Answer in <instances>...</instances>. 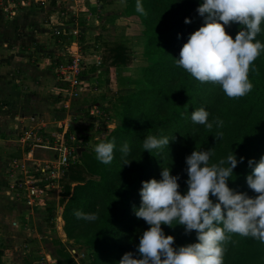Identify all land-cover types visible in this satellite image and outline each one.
Returning a JSON list of instances; mask_svg holds the SVG:
<instances>
[{
	"label": "trees",
	"instance_id": "1",
	"mask_svg": "<svg viewBox=\"0 0 264 264\" xmlns=\"http://www.w3.org/2000/svg\"><path fill=\"white\" fill-rule=\"evenodd\" d=\"M135 3L136 0H126L124 10L127 14L139 16L144 26L146 45L142 55L146 59L145 76L138 88L133 89L124 100L123 123L98 141L115 140L114 159L110 164H103L92 151L85 154L83 162H71L61 176L60 203L70 196L63 213L66 236L89 240L91 244L88 245L94 247L91 248L94 250L91 264H119L125 252L135 253L140 234L149 227L142 218L135 216L133 210L134 206L140 204L141 181L152 177L159 179L162 167H171L172 174L179 175L178 190L183 194L187 190L185 157L194 148H210L213 153L210 163L221 158L223 151L229 154L233 150L238 159L241 156L244 159L234 169L236 176L233 174L234 179L228 181L229 186L255 196L257 193L247 186L245 180L251 171L248 160H259L264 154V50L249 67L251 90L244 96L228 97L229 102L239 105L233 106L238 111L232 110L230 117H227L229 120L218 131L231 133L234 137L226 148H222L219 136L203 134L205 126L193 124L190 115L194 109L205 107L209 112V121L214 123L217 117L225 113L226 94L219 84L202 83L175 63L189 34L204 22L197 13L200 0H142L146 15L135 11ZM90 10L97 12L95 7ZM185 17L190 22L185 23ZM239 27L238 23H233L226 26V31L234 38ZM80 39L83 40L81 32ZM256 39L264 43V25ZM127 48L121 42L111 44L106 48L108 54L104 60L107 59L110 67L127 65L131 61V52ZM54 61L59 62V58ZM147 125H150L149 132ZM214 131L212 135L216 134ZM149 134H169L168 146L159 151L152 150L151 154L143 150V138ZM66 141L71 146L68 138ZM125 142L131 149L127 158L133 160L122 165L118 150L119 145ZM73 144L76 148L84 147L85 141ZM93 172L98 173V180L88 178ZM74 210L97 212L98 219L91 222L77 219ZM162 227L165 234L179 235L180 245L196 240L195 230L186 234L182 225L170 227L162 224ZM230 235L231 239L223 242V264H264V243L250 236ZM54 243L57 244L54 251L58 264L70 262L69 253L63 245L57 241Z\"/></svg>",
	"mask_w": 264,
	"mask_h": 264
},
{
	"label": "clouds",
	"instance_id": "2",
	"mask_svg": "<svg viewBox=\"0 0 264 264\" xmlns=\"http://www.w3.org/2000/svg\"><path fill=\"white\" fill-rule=\"evenodd\" d=\"M135 11L147 14L142 0H136ZM197 13L204 22L189 34L175 63L202 83L219 84L228 97L244 96L252 88L249 67L264 50V43L256 39L264 25V0H200ZM233 23L240 26L234 38L226 31ZM208 117L205 107L190 115L193 124L211 129ZM215 123L219 128L223 122L217 119ZM169 140L167 135L149 134L143 138L142 148L151 154L168 146ZM115 149L114 139L93 147L96 159L106 165L113 161ZM119 151L122 165L133 160L127 158L131 151L127 142ZM212 155L210 148H194L185 157L187 190L183 194L178 190L179 175L172 174L171 167H162L159 179L141 181L140 204L133 210L149 227L140 234L135 253L125 252L119 264H223V242L231 239L230 234L264 243V154L259 160H248L251 171L245 180L255 196L228 183L244 157L238 159L232 150L210 163ZM73 214L85 221L98 219L97 212L74 210ZM162 224L182 225L186 234L195 230L196 240L177 246Z\"/></svg>",
	"mask_w": 264,
	"mask_h": 264
},
{
	"label": "rangeland",
	"instance_id": "3",
	"mask_svg": "<svg viewBox=\"0 0 264 264\" xmlns=\"http://www.w3.org/2000/svg\"><path fill=\"white\" fill-rule=\"evenodd\" d=\"M38 1L40 0H0V12L6 11L4 7L9 2H14L17 4L16 7L20 6L22 8L28 4L36 5ZM58 1L60 9H64V14L61 15L65 17L63 20L71 19L72 15H76L75 22L79 26V31L74 38L68 40L69 38L66 39L65 37L63 40L67 42L65 41L64 44L59 43L62 52L58 45L54 48L57 51V56L54 55V57L59 56L60 62L74 60L75 56L73 55L72 58L67 48L70 45L78 44L79 59L77 66L82 67V69L78 79H76L78 83L71 86L64 82L58 68H56L55 75L57 79L65 84L67 89L61 99L64 102L67 101L68 105H59V113L53 118L56 123L54 122L55 124L53 123L51 127L45 128L48 132H43L40 136L38 129H27V134L23 138H17V133H14L10 136L13 143L4 141V143H0L1 152H13L11 155L17 159V164L13 163L17 167H14L13 171L6 172L10 175V178L8 177L9 181H14L15 178L32 181L33 183H28L34 185L37 193L34 198L35 202L31 204L27 202L26 190L16 191L10 187L8 189L10 193H7L6 196L0 192V248L3 247L0 249L2 252L1 264H40L38 261L42 256L51 261H56L57 253L55 251L50 252L51 249L54 250L57 246L54 241L63 245V248L69 253L71 261H67L66 264H91L94 256V250L91 248L94 247L88 245L91 244L89 240L81 241V239H70L66 236L63 213L64 205L70 196L65 197L63 203H60L63 181L61 176L71 164V160L83 162L85 154L91 153L94 145L100 139L106 138L111 131L123 123L121 115L124 112V100L131 95L133 89L138 88L145 76L144 64L146 59L142 55L146 45L144 26L139 16L125 12L126 0ZM93 7L97 11L96 14L91 13L90 9ZM8 9L11 10L12 8ZM4 15L8 16L10 14L5 12ZM16 17H18V14ZM40 18H44V16L41 15ZM26 19L24 15L21 16V22H27ZM53 30L54 27L51 26L50 31ZM79 32H82L83 40L80 39ZM5 34L10 36L7 31ZM97 37L100 39L97 40ZM117 42H121L128 47L127 50L131 52V61L124 66L110 67L107 59L104 60L108 54L106 48ZM75 90L77 94L73 95L72 92ZM225 98L227 103L223 108V112L226 115L223 113L222 117L220 115L213 121L214 128H203V134H210V137L219 136L222 148H226L234 137L228 132L220 137L218 131L229 120L227 117H230L232 110L238 111L234 108L238 103L229 102L227 95ZM14 113L16 114L10 116V121L16 124V120L21 115L18 113H22V111ZM23 116L21 115V118ZM217 119L223 122L219 128L215 123ZM4 120L9 119L7 117L3 118ZM24 120L26 123H32L33 121L31 115H27ZM90 123H92L91 127L89 126ZM147 126L149 132L150 125ZM213 129L216 134L212 135ZM9 130L11 131V128ZM14 131L16 132L17 128ZM31 133L36 135V139L39 136V141L34 140ZM66 138L72 144L76 141H85V146L78 152V147L76 148L74 144L69 147L66 145ZM28 142L30 148L26 145ZM63 147L67 148V155L70 156V160L66 164L60 165L59 176L53 177L48 174L45 168L47 164L58 160ZM227 155L223 151L221 157ZM1 161V167L5 166L8 170L9 166L11 168L7 160V162L3 159ZM88 178L98 180L99 175L97 172H93L88 175ZM72 185L74 184L72 183ZM51 214L52 217L49 218ZM5 235L7 238H4ZM178 238L179 235H174L175 245H180V239ZM114 242H117V240ZM120 255L119 252L118 256ZM55 264H58V260Z\"/></svg>",
	"mask_w": 264,
	"mask_h": 264
},
{
	"label": "crops",
	"instance_id": "4",
	"mask_svg": "<svg viewBox=\"0 0 264 264\" xmlns=\"http://www.w3.org/2000/svg\"><path fill=\"white\" fill-rule=\"evenodd\" d=\"M16 5L9 2L4 7L5 12L10 14L8 16L4 15V11L0 12V143H13L10 136L14 133H17V138H23L27 129L36 128L41 136V133L48 132L45 128L51 127L55 122L53 118L59 113V105H68L67 101L61 99L63 93L67 92L65 84L59 82L55 75L61 59L55 63L54 60L59 56L54 57L57 56L54 48L58 45L62 52L59 43L64 44L65 37L70 40L75 37L74 31H79L75 22L76 15L63 20L65 17L61 15L64 14V9H60L58 0H40L36 5L28 4L22 8ZM23 15L27 22H21ZM41 15L44 18H40ZM51 26L54 27L53 31H50ZM6 31L10 36L5 34ZM66 34L69 36H64ZM21 111L18 114L24 116L21 118L20 115L16 124L11 122L10 116ZM27 115L32 116V123L25 122ZM7 117L9 120L3 121ZM26 145L29 147L30 143ZM12 153L0 151V192L5 196L10 193L8 189L12 181L8 179L10 175L6 174L9 170L5 166L1 167V159L9 162L14 158ZM47 261L48 258L42 256L38 262L46 264Z\"/></svg>",
	"mask_w": 264,
	"mask_h": 264
},
{
	"label": "built area",
	"instance_id": "5",
	"mask_svg": "<svg viewBox=\"0 0 264 264\" xmlns=\"http://www.w3.org/2000/svg\"><path fill=\"white\" fill-rule=\"evenodd\" d=\"M78 31H74V35H76ZM68 53L72 56H75L74 60H65L63 62H59L57 68L59 73L61 74V76L64 79L65 83L70 84L71 86H74L76 83H78V80L76 81V79H78L79 74L81 73V69L82 67L77 66V61L79 59L78 57V52H79V45L78 44H73L70 45L69 48H67ZM73 71V72H72ZM72 72V73H71ZM73 95L77 94V91H73L72 92ZM27 134V133H26ZM33 135V139H36V135L34 133H31ZM30 137V135H28ZM28 139V138H25ZM40 137L38 136L36 141H39ZM67 145V143H66ZM69 147V145H67ZM68 154V150L66 147H63L62 151H60L59 156H58V160L57 161H53L50 164L46 165V170L48 171L49 175H52L53 177H58L59 176V166L66 164L68 160H70V156L67 155ZM17 159L13 158L12 160L9 161V164L11 165V168L9 166V171H13L14 167H17L14 164H17ZM71 162H73V160H71ZM58 175V176H57ZM12 176V174H11ZM28 182H32L26 179H21V178H15L14 181L11 182V187L18 191L23 189L24 191L26 190L27 192V202L29 203H34V198L36 196V189L34 187L33 184L28 183ZM33 183V182H32ZM34 195V197H32ZM56 261H51L48 259V261L46 262V264H55ZM42 264H45L44 262H42Z\"/></svg>",
	"mask_w": 264,
	"mask_h": 264
},
{
	"label": "water",
	"instance_id": "6",
	"mask_svg": "<svg viewBox=\"0 0 264 264\" xmlns=\"http://www.w3.org/2000/svg\"><path fill=\"white\" fill-rule=\"evenodd\" d=\"M80 149H83V148H82V147H78V148H77V151L79 152V151H80Z\"/></svg>",
	"mask_w": 264,
	"mask_h": 264
}]
</instances>
